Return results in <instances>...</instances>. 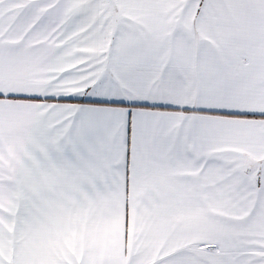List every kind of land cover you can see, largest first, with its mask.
Segmentation results:
<instances>
[{"label": "snow or ice", "instance_id": "snow-or-ice-1", "mask_svg": "<svg viewBox=\"0 0 264 264\" xmlns=\"http://www.w3.org/2000/svg\"><path fill=\"white\" fill-rule=\"evenodd\" d=\"M0 264H264V0H0Z\"/></svg>", "mask_w": 264, "mask_h": 264}]
</instances>
